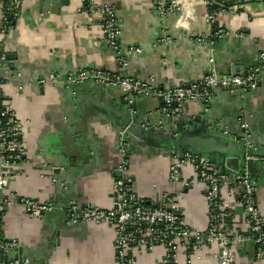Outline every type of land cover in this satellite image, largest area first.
Here are the masks:
<instances>
[{
    "label": "crops",
    "instance_id": "obj_1",
    "mask_svg": "<svg viewBox=\"0 0 264 264\" xmlns=\"http://www.w3.org/2000/svg\"><path fill=\"white\" fill-rule=\"evenodd\" d=\"M14 1L0 2V20L5 15V3ZM96 1L116 8L122 29L120 48L139 50L131 54L127 72L144 79L155 78L160 85L201 79L207 73L212 55H216L221 73H228L233 59H243L250 67L264 50V0H253L238 11L221 14L218 28L228 31L227 37L217 36L216 26L206 21L210 12L206 0H175L178 12L164 16L156 13L154 0ZM20 3L22 15L6 35L0 34V47L11 55L9 62L15 70L14 76L6 74L1 91L5 104L10 105L26 126L23 135L26 151L15 166L17 172L10 180L9 190L25 197L57 201L61 208L35 219L23 206L14 205L4 216L3 231L19 239L24 254L33 264H114L113 229L94 223L69 224L65 210L72 197L84 204L112 205L114 171L121 161L118 129L113 123L127 118L124 94L117 89L84 83L72 97L65 85H41L38 81L53 72L67 74L93 66L118 70L116 53L104 41L98 27L100 17H89L80 11L81 0L56 7L54 13L49 11V0H20ZM167 33L171 35L166 36ZM217 37L220 39L214 40ZM230 92L219 89L210 106L189 103L185 117L199 119L195 132L199 127L205 128L203 134L197 131L208 137L212 146L218 145L212 155L224 160L240 157L242 146L228 137L216 139L212 132L224 136L221 127H237L241 109L253 140L264 153V83L255 91L246 92L244 99L238 98V91L236 96ZM135 102L141 119L156 125L162 121L160 99L137 97ZM163 129L155 131L160 135L157 138L141 127L132 132L129 159L134 189L148 200L165 194L182 195L187 223L203 229L208 220L203 187L187 188L183 179L177 183L170 180L174 154L165 144ZM232 162L236 164L235 160ZM59 165L65 170L58 178L64 177L71 184L69 188L58 189L50 178L51 166ZM254 165L252 171L258 182L256 198L264 214V169L262 163ZM184 175L191 178L192 169H186ZM232 224L240 231L248 229L244 209L237 201ZM218 251L216 246L205 249L192 263L182 255L180 264H219L214 256ZM235 251L236 264H264L257 260L256 246L251 241L241 243ZM137 264H157V260L154 255L144 256Z\"/></svg>",
    "mask_w": 264,
    "mask_h": 264
},
{
    "label": "built area",
    "instance_id": "obj_2",
    "mask_svg": "<svg viewBox=\"0 0 264 264\" xmlns=\"http://www.w3.org/2000/svg\"><path fill=\"white\" fill-rule=\"evenodd\" d=\"M229 0H206L209 8L220 5L217 13L210 9L206 21L216 25L221 14L238 11L242 5L231 9L224 3ZM2 2V0H0ZM80 11L87 16H99L100 28L105 43L112 48L119 62V69L112 71L103 66L82 68L67 74L51 73L41 78L38 83L56 86L82 85L84 83L100 84L120 90L126 100L133 102L136 97L156 98L162 100L159 113L162 121L158 129L170 119H177L189 103H201L210 106L215 101L219 89L231 91L239 99H244L246 92L255 91L264 83V50L259 53V64L250 65L242 74L221 73L216 65L215 56L209 59L207 73L197 80L180 85H160L155 78L144 79L140 75L127 72L131 54L139 50L120 48L122 29L116 8L113 5H99L96 0H81ZM155 11L161 16L178 12L175 0H154ZM245 7V6H244ZM7 10V9H6ZM8 10L15 19L22 15L20 0L10 3ZM50 11V9H49ZM8 14L0 20L1 33L6 35L15 25H9ZM215 30V28H214ZM0 33V34H1ZM217 36H229L225 29L217 28ZM239 36V34H236ZM199 41H203L199 39ZM7 53L0 47V68H9ZM15 70H9L10 76ZM0 90V264H33L20 252L24 249L14 236H7L4 229V216L14 205H21L28 215L42 219L58 209L54 200H43L19 195L9 190L10 180L16 174V165L26 151L23 135L25 124L19 119ZM115 124L117 122H114ZM176 128L175 122H171ZM127 129L119 128L118 151L121 161L115 172L112 186L113 203L110 207L97 206L92 203L71 201L68 206V222L72 225L94 223L97 226H109L113 229L115 257L114 264H137L144 256H155L157 264H180V257L188 258L192 263L194 257L205 249L217 247L214 254L219 264H236V247L251 241L256 246V258L264 263V214L258 206L256 193L258 182L252 176L253 164L264 166V153L253 140L250 125L245 119L244 111L239 110L237 127L227 125L220 133L233 141L241 143L244 152L237 159L239 168H231L225 173L222 167L210 157L194 151L174 154L169 170L170 180H184L187 188L202 185L207 203L208 220L203 229L190 226L184 216L182 195L165 194L155 200L142 197L134 189V178L130 175V151L126 136ZM173 154V153H171ZM58 167L51 166L54 184L65 186L54 172ZM192 169L193 176L186 178L184 171ZM62 171V169H61ZM238 202L244 209L247 231L236 229L233 224V206Z\"/></svg>",
    "mask_w": 264,
    "mask_h": 264
},
{
    "label": "water",
    "instance_id": "obj_3",
    "mask_svg": "<svg viewBox=\"0 0 264 264\" xmlns=\"http://www.w3.org/2000/svg\"><path fill=\"white\" fill-rule=\"evenodd\" d=\"M235 1L237 2V0H235ZM243 1L245 3H248V2H251L253 0H243ZM49 2H50V11L52 13H54V12H56V9H57L56 7H60L61 5H70L72 0H49ZM238 2H239V5H243L242 0H239ZM41 3H42V1H41ZM40 8H41V5H40ZM41 10H42V8H41ZM42 12H43V10H42ZM176 15H178V13H176ZM215 31H217V28H215ZM0 33H1V26H0ZM170 35H171L170 33L166 34V36H170ZM218 39H220V38L219 37L214 38V40H216V41H218ZM6 59L8 61H10L11 55L8 54ZM233 60H234V62L231 64V66L229 67V71H228L232 74L237 73V72L242 74V71L245 68H248V66H249L248 64H245V61L243 59L242 60L233 59ZM251 64H254V65L259 64V61L253 60V63H251ZM9 70H14V66L11 65L10 63H9V68H5V69L0 68V90H1V83H2L3 79L6 78L7 71H9ZM86 84H90V83H86ZM98 85H100V84H98ZM101 86H103V85H101ZM79 87H81V85L80 86L79 85L69 86V91H70L72 97L74 96V93L78 90ZM136 99H137V97L134 98L133 102H130V101L126 100L125 97L123 98V103L126 105V108L128 109L127 118L121 119L120 121H118L116 119L118 122L116 124L113 123V126H115L118 129V131H119L120 127L123 129H127L126 136H127V142L129 144V147H128L129 151H131V142H132V137L134 136L132 134V132L135 133V131H136L135 128L140 129V127H141L144 131L146 129L149 132V134L152 135V137H156V138L160 137V135H158V133H156L155 131L162 130V129L157 128L159 126V123H158V125L149 124L146 122L147 120L141 119V117L137 115V111L135 109V107H136L135 100ZM161 102H162V100H161ZM184 111H185V109L181 112L180 117H178L177 119L170 118L166 122V124H168V127H166V129L164 128L165 130L163 129L164 135H166V138H167L165 144L168 147L169 152L173 153V154H178V153H184L186 150H189V151L197 152V153L202 154V155H206V156L210 157L212 160L216 161L222 167V169L225 173L229 172V170L231 168L238 169L239 166L237 165L238 164L237 159H239L241 156L240 157L234 156L232 158L226 157L227 159L221 160V159L215 157L214 155H212L213 151L217 150L218 145L215 144L214 146H212L210 144L211 143L210 140H208V137L201 136L203 134L202 129H205V128L199 127V128H201V131L199 128H197V130L202 134H200L197 130L195 132V123L197 121H199V119L198 118L197 119L186 118ZM160 116L162 118L161 114H160ZM171 122H175L176 128L172 127ZM188 129L190 131H188ZM220 129H221V131L224 130L223 127H221ZM150 131H152L153 133H151ZM212 134L216 137V139H220V137L227 138L226 136H219L218 134H215L213 132H212ZM254 142H256V141H254ZM233 143H235L237 145H241V143H239L237 141H234ZM220 146H222L221 143H220ZM242 149H243V147H242ZM243 152H244V149L242 150L241 154H243ZM232 160H235L236 164H234L232 162ZM254 166L255 165L253 164V165H251V168H250V171H251V174L253 177H254V173L252 170H253ZM56 167H58V168L54 172L55 174L59 175L62 171L65 170V167H63L62 165H59ZM263 167L264 166H262V169H264ZM61 169H62V171H61ZM59 176H61V175H59ZM62 182L66 183V185L62 186V185L57 183L56 187L58 189H63L66 186H68V188H69L71 186V184L64 177H62ZM73 200L79 202V199H77L75 197H72L70 199V202ZM70 202H69V204H70ZM54 203L58 206L57 201H54ZM69 204H68V206H69ZM59 208H61V207L58 206V209ZM55 211H53L51 214H53ZM65 212H66V220L68 222V207L66 208ZM69 226H71V225H69ZM20 252L23 253L24 249H21Z\"/></svg>",
    "mask_w": 264,
    "mask_h": 264
},
{
    "label": "trees",
    "instance_id": "obj_4",
    "mask_svg": "<svg viewBox=\"0 0 264 264\" xmlns=\"http://www.w3.org/2000/svg\"><path fill=\"white\" fill-rule=\"evenodd\" d=\"M242 3L245 4V2L243 0H242ZM9 5H10V3H5V6L4 7H5V12L9 16V18H8L9 25H13V23L15 22V19L11 15V12L8 10ZM224 5H225V7L231 9V8H233L235 6H239V2L237 3L235 0H229V1H226L224 3ZM219 8H220V5H217V4H213V5L210 6V9L213 10V12H215V13L218 12ZM215 26L216 27H214V28H218L219 27L218 24H216Z\"/></svg>",
    "mask_w": 264,
    "mask_h": 264
}]
</instances>
